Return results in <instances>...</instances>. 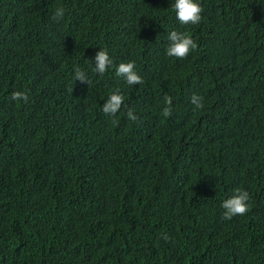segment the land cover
<instances>
[{
  "label": "trees",
  "instance_id": "16d2710c",
  "mask_svg": "<svg viewBox=\"0 0 264 264\" xmlns=\"http://www.w3.org/2000/svg\"><path fill=\"white\" fill-rule=\"evenodd\" d=\"M199 2L182 25L174 0H0V264H264V0ZM173 30L198 44L186 59ZM129 61L143 84L115 75ZM237 187L251 207L224 220Z\"/></svg>",
  "mask_w": 264,
  "mask_h": 264
},
{
  "label": "clouds",
  "instance_id": "9594fccd",
  "mask_svg": "<svg viewBox=\"0 0 264 264\" xmlns=\"http://www.w3.org/2000/svg\"><path fill=\"white\" fill-rule=\"evenodd\" d=\"M171 9L176 14V19L182 25H197L202 20V13L204 11L199 0H174L171 5ZM66 9L64 7H57L52 15V19L59 22L63 19ZM169 41L166 48V56L169 58L186 59L189 54L196 50L198 44L193 36L188 31H176L173 30L167 35ZM95 65L93 71L98 75H104L110 67L114 66L113 58L109 54L107 48H101L94 57ZM92 62V60H89ZM93 63V62H92ZM74 80L81 83H87L90 87L92 80L88 73L82 69L79 65H73ZM115 75L122 77L127 85L134 86L143 84V78L136 70L135 61L121 62L118 66H115ZM71 91V89H69ZM11 98L14 101H23L28 103L29 95L27 91H14L11 94ZM204 97L197 93H193L190 97V102L194 106L195 110H202L205 107ZM125 96L121 90L117 88L106 99V102L102 106V112L106 116L113 118V123H118L115 119L118 112H120L124 105ZM163 104L161 115L168 118L172 114L173 98L171 95L165 94L163 96ZM126 116L129 120L135 122L139 119L135 110L131 107L127 109ZM221 207L224 209L222 218L224 220H231L233 217L240 215H246L251 207V195L249 191L242 188L233 189L232 195L223 200ZM163 238L168 239V236L164 234Z\"/></svg>",
  "mask_w": 264,
  "mask_h": 264
}]
</instances>
